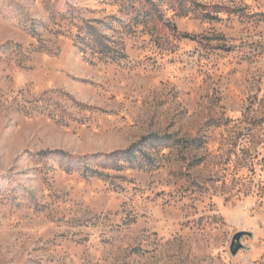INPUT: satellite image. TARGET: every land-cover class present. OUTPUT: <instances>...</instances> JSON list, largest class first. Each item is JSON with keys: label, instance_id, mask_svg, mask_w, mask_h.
Listing matches in <instances>:
<instances>
[{"label": "rangeland", "instance_id": "obj_1", "mask_svg": "<svg viewBox=\"0 0 264 264\" xmlns=\"http://www.w3.org/2000/svg\"><path fill=\"white\" fill-rule=\"evenodd\" d=\"M0 264H264V0H0Z\"/></svg>", "mask_w": 264, "mask_h": 264}, {"label": "water", "instance_id": "obj_2", "mask_svg": "<svg viewBox=\"0 0 264 264\" xmlns=\"http://www.w3.org/2000/svg\"><path fill=\"white\" fill-rule=\"evenodd\" d=\"M242 233H238L236 236H235V240L239 242L240 238L242 237ZM238 242H235L233 243V246H232V254L233 255H237V253L239 252V250L242 248V245H240V243Z\"/></svg>", "mask_w": 264, "mask_h": 264}, {"label": "trees", "instance_id": "obj_3", "mask_svg": "<svg viewBox=\"0 0 264 264\" xmlns=\"http://www.w3.org/2000/svg\"><path fill=\"white\" fill-rule=\"evenodd\" d=\"M132 151H133L132 149H131V150H129V151H126V155H127L126 157H127V158H129V157H130L129 155L131 154V152H132Z\"/></svg>", "mask_w": 264, "mask_h": 264}]
</instances>
